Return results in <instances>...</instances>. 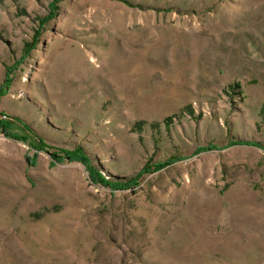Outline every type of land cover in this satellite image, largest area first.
<instances>
[{"label": "rangeland", "instance_id": "374dc122", "mask_svg": "<svg viewBox=\"0 0 264 264\" xmlns=\"http://www.w3.org/2000/svg\"><path fill=\"white\" fill-rule=\"evenodd\" d=\"M0 120V264H264V0H0Z\"/></svg>", "mask_w": 264, "mask_h": 264}, {"label": "trees", "instance_id": "16d2710c", "mask_svg": "<svg viewBox=\"0 0 264 264\" xmlns=\"http://www.w3.org/2000/svg\"><path fill=\"white\" fill-rule=\"evenodd\" d=\"M5 122L3 121V120H0V129H2L4 132L5 131H8V129H6L4 126H5ZM244 143H247L248 145L250 144V145H252V146H254V145H256L255 143H253V142H239V143H237V144H244ZM59 158H60V160L61 161H64V160H68V161H72V162H74V161H77V162H81V163H83V164H85V165H87V166H89V160H88V158H86L85 156H84V154H83V152L80 150V149H75V150H73V151H64V150H62V154H61V156H59ZM158 167H160V165L158 166ZM92 178L95 180V181H98V182H103L104 184H106V182H105V180H103V178L102 177H100L99 176V174L97 173V172H93V174H92ZM136 178H137V176H136ZM133 181H135V179H133ZM132 183V180H130L129 182H124V183H109L108 182V185H112L113 187H126V186H128L129 184H131Z\"/></svg>", "mask_w": 264, "mask_h": 264}]
</instances>
